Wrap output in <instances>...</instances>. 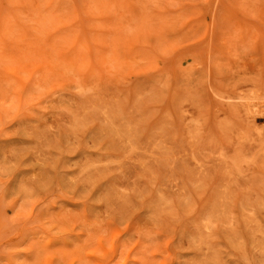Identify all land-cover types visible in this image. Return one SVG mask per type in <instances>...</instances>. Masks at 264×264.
<instances>
[{"label": "rangeland", "instance_id": "rangeland-1", "mask_svg": "<svg viewBox=\"0 0 264 264\" xmlns=\"http://www.w3.org/2000/svg\"><path fill=\"white\" fill-rule=\"evenodd\" d=\"M256 95L264 0H0V264H264Z\"/></svg>", "mask_w": 264, "mask_h": 264}, {"label": "bare ground", "instance_id": "bare-ground-1", "mask_svg": "<svg viewBox=\"0 0 264 264\" xmlns=\"http://www.w3.org/2000/svg\"><path fill=\"white\" fill-rule=\"evenodd\" d=\"M40 19V18H39ZM7 25V24H6ZM7 28V26H5ZM5 28H2V30H4ZM251 100H257V101H252L254 103H243L244 106H251V109H247L245 112H247V114L249 115V117L251 118V122H258L261 121L264 124V102L260 101V99H264V97L261 96H252L249 97ZM253 108V109H252ZM256 126L258 127L259 124L257 123ZM68 247H58L55 248L54 250V254L56 255H67L70 252L67 250Z\"/></svg>", "mask_w": 264, "mask_h": 264}]
</instances>
